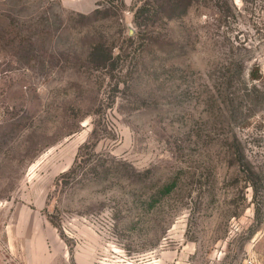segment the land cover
I'll return each instance as SVG.
<instances>
[{
	"label": "rangeland",
	"instance_id": "rangeland-1",
	"mask_svg": "<svg viewBox=\"0 0 264 264\" xmlns=\"http://www.w3.org/2000/svg\"><path fill=\"white\" fill-rule=\"evenodd\" d=\"M68 1L0 0V264L264 259V0Z\"/></svg>",
	"mask_w": 264,
	"mask_h": 264
},
{
	"label": "trees",
	"instance_id": "trees-1",
	"mask_svg": "<svg viewBox=\"0 0 264 264\" xmlns=\"http://www.w3.org/2000/svg\"><path fill=\"white\" fill-rule=\"evenodd\" d=\"M177 1H178V4H184V1H185V0H152V1H150V2H146V1H145L141 7L136 8L135 13H134L133 22H134L135 24H138L137 21H136V19H137V17L139 16V14H142V12H145V11H146V9H145V6H146V5L150 6V7L147 9V10H149L150 8L158 7V6H160V5H161V6H164V4L166 5V4H169V2H171V6L173 7V11H174V9H175V10L177 9V8H175V7H176V4H177ZM185 9H186V8L182 9L180 14L185 13V12H186ZM156 10H157V9H156ZM156 10H155V11H156ZM172 15H176V13H174V14H168L167 16L171 17ZM93 50H95V49L93 48Z\"/></svg>",
	"mask_w": 264,
	"mask_h": 264
},
{
	"label": "crops",
	"instance_id": "crops-1",
	"mask_svg": "<svg viewBox=\"0 0 264 264\" xmlns=\"http://www.w3.org/2000/svg\"><path fill=\"white\" fill-rule=\"evenodd\" d=\"M127 1V0H126ZM64 2H65V5H67V7H69V8H71V9H75V10H78V11H83V10H85L82 6H80V4L78 3V2H74V3H72V2H69L68 0H64ZM31 221H33V220H31ZM29 222V223H31V225H30V227H29V230H27V232L29 233V235H30V239L31 238H33L32 237V232H34V231H36V227H37V223H36V221L35 222ZM35 223H36V225H35ZM43 224V223H42ZM257 261H259V262H262V263H264V259H258V258H255ZM254 259V260H255Z\"/></svg>",
	"mask_w": 264,
	"mask_h": 264
},
{
	"label": "built area",
	"instance_id": "built-area-1",
	"mask_svg": "<svg viewBox=\"0 0 264 264\" xmlns=\"http://www.w3.org/2000/svg\"><path fill=\"white\" fill-rule=\"evenodd\" d=\"M246 264H264V263L259 262V261L254 260V259H247V263Z\"/></svg>",
	"mask_w": 264,
	"mask_h": 264
}]
</instances>
